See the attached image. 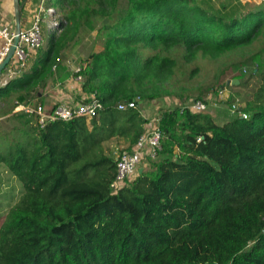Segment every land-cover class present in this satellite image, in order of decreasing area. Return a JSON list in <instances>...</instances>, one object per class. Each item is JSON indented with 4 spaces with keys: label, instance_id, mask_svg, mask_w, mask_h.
I'll return each instance as SVG.
<instances>
[{
    "label": "trees",
    "instance_id": "16d2710c",
    "mask_svg": "<svg viewBox=\"0 0 264 264\" xmlns=\"http://www.w3.org/2000/svg\"><path fill=\"white\" fill-rule=\"evenodd\" d=\"M50 4L58 9L59 28L70 25L73 41L82 40L83 31H96L103 41L80 64H86L85 94L97 92L104 108L90 120H55L43 128L35 114L14 112L16 101L44 103L40 89L53 83L52 62L64 47L54 34L47 49L32 53L0 85V99L15 98L11 116L20 131L6 135L9 149L0 150V163L24 189L0 227V264H264L260 54L252 56L249 77L234 76L240 84L263 79L246 103L248 119L220 124L206 111L163 110L162 148L148 160L154 169L118 191L111 186L117 161L105 151V143L119 137L133 147L147 123L139 109L121 110L120 102L169 95L177 51L191 60L252 43L264 32V1L46 0Z\"/></svg>",
    "mask_w": 264,
    "mask_h": 264
},
{
    "label": "rangeland",
    "instance_id": "374dc122",
    "mask_svg": "<svg viewBox=\"0 0 264 264\" xmlns=\"http://www.w3.org/2000/svg\"><path fill=\"white\" fill-rule=\"evenodd\" d=\"M1 2L2 0H0ZM50 9L52 10L49 13L52 14L58 11L57 7L51 4ZM58 17L59 14L55 16V19ZM42 25L44 41L41 49L43 51L49 46L53 34L60 40V43L64 44L59 56L52 62L54 77L51 79L52 81L50 80L51 83L53 82L51 85L62 82L58 78L62 72L65 73L64 75L67 74L68 67H76L85 61L91 52L100 51L103 48V41L96 38V31H83L81 33L82 40L73 41V31L70 29V25L65 29H60L58 25L51 27L49 25L48 27L47 24ZM255 54H260L264 60V32H261L252 43L239 46L217 57L205 56L199 52L194 59L187 60L183 57V51H177L176 55L180 58L179 66L175 76L167 84L171 93L153 101H142L138 109L146 117L154 119L160 116L163 110L182 108L189 99L204 96L208 103L206 112H209L217 123L222 124L230 118L236 117L231 109L234 99H239L242 104L246 105L263 84V79L258 76L248 79V82L243 84L234 82V76L237 74L244 73L246 78L249 77L255 64L252 61V56ZM31 63L32 61L29 66ZM54 66L56 67L54 68ZM245 68L247 72L244 71ZM8 80L6 76V81ZM0 84L4 85L3 80L0 81ZM225 85L227 91L220 95L219 90ZM40 91L42 92V89ZM14 100L13 97L0 99V150L3 151L9 149L10 141L6 135L12 137L20 134V131L16 132L13 128L17 124L15 118L11 116ZM43 102L46 104L45 100ZM127 145L129 144L126 140L113 139L105 143V151L109 156L117 159L121 153L132 148ZM144 167L147 172H151L154 169L153 162H146ZM136 177L137 174L129 178L126 183H131ZM23 191L20 180L4 164L0 163V227L9 210L20 200Z\"/></svg>",
    "mask_w": 264,
    "mask_h": 264
},
{
    "label": "built area",
    "instance_id": "2783aa9c",
    "mask_svg": "<svg viewBox=\"0 0 264 264\" xmlns=\"http://www.w3.org/2000/svg\"><path fill=\"white\" fill-rule=\"evenodd\" d=\"M52 9L49 8V12ZM55 15V14H54ZM54 25L59 23L56 19ZM15 37V31L9 26L0 25V38L4 39V47L0 53V61L6 55L9 47L12 45ZM44 41V31L42 25V17L40 14H36L31 25L22 29L19 35V43L16 46V50L11 63L8 65L6 76L8 79L16 76L19 71L25 67L32 53L36 52ZM57 66V65H56ZM54 66V68L56 67ZM86 68V64L80 63L74 67V76L76 82L81 86L85 83V76L83 70ZM246 72V68L244 69ZM7 83V81H6ZM226 87L219 90V94L223 95L226 92ZM84 94V95H83ZM76 104H70L66 102H57L53 107L48 108L44 103H20L16 101L14 112H26L35 114L37 117V123L40 127H45L47 123L55 120L69 121L74 118H86L90 120L97 116L99 112L104 108V103L98 96L97 92L90 94L83 93ZM142 101L140 99H133L130 101H122L119 103L118 108L126 110L130 108H137ZM208 103L200 98H193L186 101L182 110L189 109L192 112L206 111ZM232 112L235 116L244 119L249 118V113L246 111V105L242 104L239 99H234L231 105ZM143 115V113H142ZM147 120L144 131L139 136L136 144L128 151H124L116 159V177L111 186L114 191H118L122 188L126 181L138 174L139 166L142 162H148L149 159H156L159 151L162 148V140L164 138L163 131L159 126L160 116L151 119L146 117ZM203 138V137H202ZM199 138L198 141H201Z\"/></svg>",
    "mask_w": 264,
    "mask_h": 264
},
{
    "label": "crops",
    "instance_id": "0c3cea01",
    "mask_svg": "<svg viewBox=\"0 0 264 264\" xmlns=\"http://www.w3.org/2000/svg\"><path fill=\"white\" fill-rule=\"evenodd\" d=\"M244 3L250 4H260L264 0H242ZM20 4V12H21V29L28 28L35 15L40 14L42 17V24H47L50 27L54 25L56 21L55 15L49 13V8L46 6V0H19ZM0 25L9 26L11 29L15 31L16 27V17H15V0H2L0 3ZM48 26V27H49ZM4 39L0 38V53L4 47ZM69 66V65H68ZM67 74L64 75V79L62 82H58L56 85H51L47 90L42 91L43 100L46 102V106L48 108L53 107L57 102H66L70 104H76L84 90H81V86L76 82L74 76V67H68L66 69ZM1 80H3V84L6 83V74L3 73L1 76ZM5 82V83H4ZM1 85V84H0ZM84 95V94H83ZM41 96V95H40ZM153 101V100H152ZM144 115V114H143ZM116 139H123L128 141L127 145L129 148L132 147L131 142L124 137H119ZM146 161L142 162L139 166L138 173L140 169L144 171Z\"/></svg>",
    "mask_w": 264,
    "mask_h": 264
},
{
    "label": "water",
    "instance_id": "95a60500",
    "mask_svg": "<svg viewBox=\"0 0 264 264\" xmlns=\"http://www.w3.org/2000/svg\"><path fill=\"white\" fill-rule=\"evenodd\" d=\"M15 17H16V27H15V37L13 40L12 45L9 47L6 55L1 59L0 61V76L4 73V71L7 69L8 65L11 63L15 50H16V46L19 43V35L21 32V12H20V4H19V0H15ZM234 82L239 83V80L236 79L234 80ZM234 84V83H233ZM143 169H140L139 173H142Z\"/></svg>",
    "mask_w": 264,
    "mask_h": 264
}]
</instances>
